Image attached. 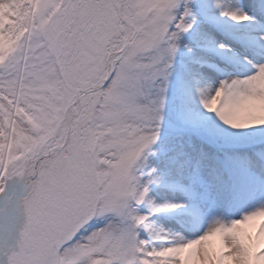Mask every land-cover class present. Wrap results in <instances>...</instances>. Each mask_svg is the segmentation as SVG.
Here are the masks:
<instances>
[{
    "label": "snow or ice",
    "instance_id": "snow-or-ice-1",
    "mask_svg": "<svg viewBox=\"0 0 264 264\" xmlns=\"http://www.w3.org/2000/svg\"><path fill=\"white\" fill-rule=\"evenodd\" d=\"M225 18L260 28L238 37L242 56L201 48ZM258 22L264 0H0V264H264V200L238 218L215 211L264 170ZM182 50L188 91L212 115L177 112L162 138ZM223 128L262 130L260 146ZM149 156L183 203L148 198L162 179ZM177 209L187 233L150 222Z\"/></svg>",
    "mask_w": 264,
    "mask_h": 264
},
{
    "label": "rangeland",
    "instance_id": "rangeland-1",
    "mask_svg": "<svg viewBox=\"0 0 264 264\" xmlns=\"http://www.w3.org/2000/svg\"><path fill=\"white\" fill-rule=\"evenodd\" d=\"M251 2L252 0H246V1L240 0L242 6L250 4ZM220 22L221 19H218L214 25L207 28V30H209V33L212 34L213 38L217 37V33L222 32L223 33L222 35L226 36L229 39V42L232 44V46L239 47L232 43L234 42L242 46L243 48L244 46L241 43V41H235L234 38L243 35V37L240 38L247 41L255 40V38L258 39L256 35L257 31L255 29L253 31L249 30L250 27H253L252 23L240 24V26H238L236 29H228L226 27L228 25L225 24V21H223V19H222L223 25L226 26L225 27H223L222 25L220 26ZM222 40L224 39L222 38ZM185 41H187V37H185ZM224 41L225 43L228 42L227 40ZM203 42L205 41L202 40L201 43ZM201 48L204 49L205 46L203 47V45H201ZM229 48L231 49V53H229V55L232 53L238 56L243 55V54L240 55L236 49H232L230 46ZM207 54L211 56L213 60H215L220 64H225L227 62L226 59H222L221 57L214 55V53H212L211 51H209ZM184 62H185V57L182 50L180 55L177 57V61L174 65V71L172 76L170 77V82L168 85V93L165 104V120H164V125L162 126V134H161L162 137L165 134L168 123L170 122L173 115L177 112H184L186 114L191 113L193 115L197 113H202L204 117L209 119L211 118L212 115L205 113L201 108L200 104L196 103L195 101L194 102L197 104L196 106L187 105L189 101L186 102V99H188L189 96H184L183 91L181 90L183 82L189 84L188 77L185 76V72L183 70ZM223 135L232 143L246 144L250 146L259 147L260 141L262 139V130L248 129V130L237 131V130L223 128ZM157 146L155 147V149H153L154 153L158 149ZM148 160L151 167L156 170L157 176L162 177V179L158 180L157 183L149 185V196H150L152 192L157 189L158 185L170 186L171 180L167 177L166 172H164L162 166L155 161L153 156H149ZM161 171L164 172L162 175L160 174ZM164 188L165 187H163V189ZM163 189L162 192H164L165 195L169 197V200L171 202L173 203L184 202V196L182 193L176 192L173 189H167V188L164 190ZM229 197L232 201L230 207L221 206L215 210L221 213L222 218L226 220L230 218H238L241 213L257 206L258 203L264 200V170H262L258 166L253 168L250 173L244 175L242 180L231 188V190L229 191ZM159 200H161V203L157 199L153 201L155 205L162 206L163 201H165L166 199L160 198ZM142 210H143L142 208L139 209L141 213H143ZM209 219L210 217L202 221V223L200 224L201 231L207 227V223ZM154 225L159 228H164L165 230H170L173 232L179 231L182 234H184L188 232L189 227L192 225V220L188 215H186L184 211H182L181 209H177L174 211V214L164 215L162 222H157L156 220V223Z\"/></svg>",
    "mask_w": 264,
    "mask_h": 264
},
{
    "label": "bare ground",
    "instance_id": "bare-ground-1",
    "mask_svg": "<svg viewBox=\"0 0 264 264\" xmlns=\"http://www.w3.org/2000/svg\"><path fill=\"white\" fill-rule=\"evenodd\" d=\"M246 1V0H245ZM223 21H225V24H227L228 26H226V25H223V22H222V19H221V22H220V26L222 25L223 27H227L228 29H236L238 26H240V25H237V24H234L233 22H231V21H229V20H227L226 18L225 19H223ZM258 23H261V24H264V22H258ZM256 30L257 32H259L260 31V28H257L255 25H253V27H250V31H253V30ZM206 31H207V36L206 37H204V41L205 42H203V43H201V45H203V47L205 46V48H207V47H209L210 46V43L212 42V41H215V42H220V41H223L224 43H225V41L224 40H227L228 42H226L225 44H226V49H230L229 48V46L232 48V49H236L238 52H239V54L241 55V54H243L244 53V48L242 47V46H240V45H238V44H236V43H234V42H232L233 44H235V45H237V46H239V47H235V46H232V44L229 42V39L226 37V36H224V35H222L223 33L222 32H219V33H217V37H215V38H213V36H212V34L211 33H209V30H207L206 29ZM240 37H243V35L242 36H240ZM239 37V38H240ZM258 37V36H257ZM222 38L224 39V40H222ZM230 38V37H229ZM238 37L237 38H234V40L235 41H241L240 39H239ZM215 39V40H214ZM231 39V38H230ZM257 38H255V40H256ZM232 40V39H231ZM186 76V75H185ZM188 86H189V84H187V83H185V82H183L182 83V91H183V95L184 96H189L188 97V99H186V102H188L189 101V103L187 104L188 106H196L197 104L196 103H199V96L198 95H196L195 94V89H192L191 90V92H189L188 91ZM199 87H201V88H207V87H209V84H207V83H204V84H201V85H199ZM191 94H193V95H191ZM196 103H195V102ZM200 104V103H199ZM198 108V107H197ZM191 110H193V109H191ZM191 114V113H190ZM164 172H162L161 171V175L163 174ZM160 184H162V183H160ZM163 187H165L164 185L162 186V185H158L157 186V189H159V190H155V191H153L152 192V194L149 196V198H150V200H152V201H155L156 199L161 203V200H159L160 198H162V199H166L165 201H163V205H165V204H172L173 202H171L170 200H169V197L167 196V195H165V193L164 192H162V189H163ZM164 190V189H163ZM177 195V194H176ZM143 210H142V212L144 213V214H146L147 212H148V209H147V207L146 206H142L141 207ZM169 215V214H172V212L171 213H162V214H160V215H155V216H151L150 217V222L154 225L155 223H156V220H157V222H162L163 221V217H164V215ZM151 219H153V220H151ZM155 220V221H154Z\"/></svg>",
    "mask_w": 264,
    "mask_h": 264
}]
</instances>
